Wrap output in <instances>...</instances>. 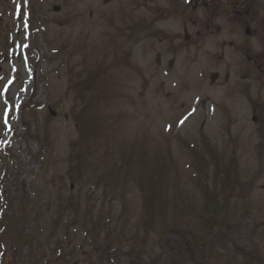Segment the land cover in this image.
Instances as JSON below:
<instances>
[{
    "label": "rangeland",
    "instance_id": "rangeland-1",
    "mask_svg": "<svg viewBox=\"0 0 264 264\" xmlns=\"http://www.w3.org/2000/svg\"><path fill=\"white\" fill-rule=\"evenodd\" d=\"M150 1L0 0V264H264V0Z\"/></svg>",
    "mask_w": 264,
    "mask_h": 264
},
{
    "label": "flooded vegetation",
    "instance_id": "flooded-vegetation-1",
    "mask_svg": "<svg viewBox=\"0 0 264 264\" xmlns=\"http://www.w3.org/2000/svg\"><path fill=\"white\" fill-rule=\"evenodd\" d=\"M168 1V0H165ZM211 1L204 2L202 0H181V3H156L155 0L150 1V3H147V11L149 13V19L150 20V28H153L152 30V36L159 38V41H163L160 37H164L163 30L158 26L160 23H163L169 19L171 15H177L179 19L183 22V34L187 32L186 24L187 22H191V20L187 19V14L195 15L196 13H203V9H209L210 15L209 20L210 22H214L216 17L219 16V19H224L225 21L234 19L235 17H242V16H250L251 13H254V15L257 17L259 13H261L264 9V6L260 8L259 4L257 3L253 9L252 6L249 5V3H229L225 2L223 0L218 1L219 3H214ZM171 6L173 9H171ZM194 13V14H193ZM195 17H197L195 15ZM231 17V18H230ZM196 19V18H195ZM197 20V19H196ZM138 22V21H137ZM136 22V23H137ZM196 21L194 20V23ZM157 24V25H156ZM156 25V30L154 27ZM249 29V27L245 26V30ZM195 36H200L198 32H194ZM251 34V31L249 32ZM189 37V36H188ZM184 39V38H183ZM185 41V45L190 42Z\"/></svg>",
    "mask_w": 264,
    "mask_h": 264
},
{
    "label": "water",
    "instance_id": "water-1",
    "mask_svg": "<svg viewBox=\"0 0 264 264\" xmlns=\"http://www.w3.org/2000/svg\"><path fill=\"white\" fill-rule=\"evenodd\" d=\"M53 11H55V12H58V11H59V8H58V7H54V8H53ZM51 115H53V116H54V114H53V113H51Z\"/></svg>",
    "mask_w": 264,
    "mask_h": 264
}]
</instances>
